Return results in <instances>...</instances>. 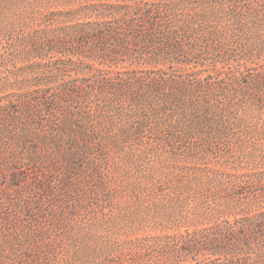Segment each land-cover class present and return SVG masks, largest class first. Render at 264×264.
<instances>
[{
	"label": "rangeland",
	"instance_id": "374dc122",
	"mask_svg": "<svg viewBox=\"0 0 264 264\" xmlns=\"http://www.w3.org/2000/svg\"><path fill=\"white\" fill-rule=\"evenodd\" d=\"M189 1L179 48L101 54L148 0H0V264H264V15Z\"/></svg>",
	"mask_w": 264,
	"mask_h": 264
},
{
	"label": "trees",
	"instance_id": "16d2710c",
	"mask_svg": "<svg viewBox=\"0 0 264 264\" xmlns=\"http://www.w3.org/2000/svg\"><path fill=\"white\" fill-rule=\"evenodd\" d=\"M255 1V2H254ZM201 17L215 16L222 20L243 21L248 16L261 17L264 15V4L258 0H200ZM120 4L109 3L101 5L94 11V18L86 23L84 30L87 41H91V47L103 54L105 50L111 52L126 50L129 47L144 46L159 49H177L180 43L177 37L183 32L182 17L187 13L190 20H193L192 3L189 0H148L146 4H133L125 7L121 13ZM108 7V9H106ZM216 38L213 42L216 44ZM84 40H81L83 42ZM109 42L110 47L105 48ZM112 43V44H111ZM89 44V45H90ZM264 83V77L259 79ZM106 82V81H104ZM102 81V83L104 84ZM99 84L100 81L98 82ZM66 97L75 100L87 93L78 94L76 91L67 92L63 90ZM61 100V98L59 99ZM9 214H6L8 218ZM264 219L258 220L253 226V238L264 239ZM256 228V229H255ZM242 227L235 231L228 227L235 241L242 240V243H249L250 236ZM262 230L259 234L254 230ZM235 264V263H232Z\"/></svg>",
	"mask_w": 264,
	"mask_h": 264
}]
</instances>
